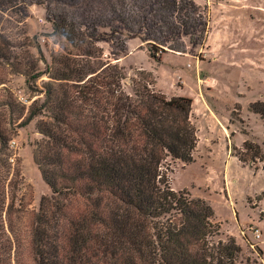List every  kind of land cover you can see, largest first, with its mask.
<instances>
[{"label": "trees", "instance_id": "16d2710c", "mask_svg": "<svg viewBox=\"0 0 264 264\" xmlns=\"http://www.w3.org/2000/svg\"><path fill=\"white\" fill-rule=\"evenodd\" d=\"M5 20L0 9V69L34 83L43 58L13 39ZM55 25L79 48L73 26ZM92 48L52 54L43 97L27 109L0 73V264H19L21 239L14 233L26 206L9 141L22 117L16 126L36 120L41 137L32 160L50 193L29 217L32 264H244L241 247L223 236L208 202L169 184L173 164L194 160L191 99L156 90L144 69L133 71L126 89L124 68L98 61L101 52ZM249 110L264 123V100ZM232 153L241 163L261 161L264 139L261 146L244 141Z\"/></svg>", "mask_w": 264, "mask_h": 264}, {"label": "rangeland", "instance_id": "374dc122", "mask_svg": "<svg viewBox=\"0 0 264 264\" xmlns=\"http://www.w3.org/2000/svg\"><path fill=\"white\" fill-rule=\"evenodd\" d=\"M0 9L11 37L43 58L42 74L31 84L0 69L13 97L28 101L22 104L26 109L43 97L45 63L63 48H98V61L124 68L128 90L133 71L144 69L153 74L156 90L191 99L198 138L194 160L173 164L169 184L208 202L223 236L241 247L244 264H264V155L251 164L232 153L244 141L261 146L264 139V123L249 110L250 103L264 100V0H0ZM55 23L75 28L79 48ZM22 118L11 129L9 146L13 164L20 163L26 206L14 233L21 239L15 256L19 264H32L29 217L50 193L32 160L33 143L41 137L36 120L16 126ZM251 228L259 230L258 239Z\"/></svg>", "mask_w": 264, "mask_h": 264}, {"label": "built area", "instance_id": "2783aa9c", "mask_svg": "<svg viewBox=\"0 0 264 264\" xmlns=\"http://www.w3.org/2000/svg\"><path fill=\"white\" fill-rule=\"evenodd\" d=\"M40 21H42V19H40ZM188 65H189V64H188ZM19 100L21 101L22 104H25V103L28 102V101H26V99L24 100V99H22L21 97H19ZM13 144H14V141H13V140L9 141V146H10V147H12ZM251 234H252V236H253L255 239H256V238L258 239V238L260 237V232H259V230H258L257 228H255V229L251 228Z\"/></svg>", "mask_w": 264, "mask_h": 264}, {"label": "crops", "instance_id": "0c3cea01", "mask_svg": "<svg viewBox=\"0 0 264 264\" xmlns=\"http://www.w3.org/2000/svg\"><path fill=\"white\" fill-rule=\"evenodd\" d=\"M138 45V47L140 48V47H142V45H141V43H139V44H137ZM137 47V46H136ZM134 49V47L132 48V50ZM129 53H130V51H129ZM179 53H183V52H179Z\"/></svg>", "mask_w": 264, "mask_h": 264}]
</instances>
